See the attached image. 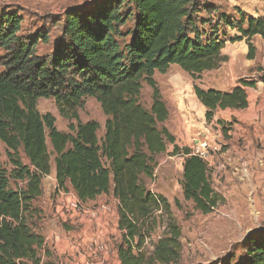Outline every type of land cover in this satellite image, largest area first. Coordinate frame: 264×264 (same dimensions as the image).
Listing matches in <instances>:
<instances>
[{"label":"trees","instance_id":"1","mask_svg":"<svg viewBox=\"0 0 264 264\" xmlns=\"http://www.w3.org/2000/svg\"><path fill=\"white\" fill-rule=\"evenodd\" d=\"M217 12L205 0H94L65 10L59 20L61 37L45 55L37 48L50 43L47 31L24 36L19 13H0V141L12 166L8 174L0 172V264H58L40 230L44 209L39 202L52 158L57 189L70 187L86 203L110 194L117 199L121 264H181L182 228L172 207L140 180L153 177L157 156L176 143L166 127L159 128L168 121L169 110L156 73L165 74L175 64L197 80L218 70L229 60L223 54L226 41L216 31L221 23L238 30L241 35L231 41H245L247 59H256L253 39L264 41V19L240 14L235 24L221 15L208 28L204 15ZM130 20L129 42L122 47L121 28ZM257 83L242 78L230 91L195 85L194 92L211 121L218 110H246L247 89ZM144 85L152 90L150 109L140 103ZM86 98L95 99L106 116L102 140L98 122L80 119ZM40 99L55 102L70 122L67 132L57 128L52 114L40 113ZM219 123L224 131L232 129ZM173 154L185 158L184 199L202 214L212 213L221 198L213 189L208 162L187 147L175 145ZM158 228L162 235L154 242ZM148 241L153 242L150 255L145 252ZM244 250L237 264H264V231L249 235Z\"/></svg>","mask_w":264,"mask_h":264},{"label":"rangeland","instance_id":"2","mask_svg":"<svg viewBox=\"0 0 264 264\" xmlns=\"http://www.w3.org/2000/svg\"><path fill=\"white\" fill-rule=\"evenodd\" d=\"M94 0H0V13L12 10L23 18L24 36L45 30L50 35V43H40V55L49 54L53 44L61 37L62 23L59 21L65 10L73 6H85ZM213 4L218 12L207 17L209 27H215L221 15H226L233 23H240V14L264 19V5L261 0H205ZM246 28L247 23L243 24ZM132 27L130 20L121 28L118 39L123 47L129 42L126 32ZM219 37L226 41L223 54L229 58L218 70L208 71L197 80L173 64L165 74L156 73L155 79L164 102L169 110V119L159 128L166 127L175 137L179 148L205 147L206 160L212 179V186L221 198L220 205L210 214L197 211L192 202L184 199L182 180L184 155H174L175 145L168 144L165 154L156 158L152 178L141 177V184L149 191L164 196L172 207V212L182 228L181 264H219L231 259L237 264L243 256L244 243L251 234L264 231V41L257 36L253 43L257 48L256 59H247L248 46L245 41L233 43L231 40L241 34L237 29L220 24ZM53 43V44H52ZM258 81L248 94L254 104L249 113L254 120L245 121L235 110H218L213 120L206 119V109L194 92L197 85L204 90L216 88L230 90L241 79ZM140 103L150 109L152 90L144 85ZM38 110L42 115L52 114L56 126L67 132L70 122L64 119L52 99H40ZM82 122L96 121L100 125L98 137L105 133L106 116L100 104L93 98H86L79 109ZM239 114L240 111L238 112ZM246 113V111H245ZM225 122L224 131L219 121ZM49 150L52 151L48 141ZM21 158L27 160L23 153ZM52 158V164H54ZM7 148L0 141V172L11 171ZM11 187L18 186L11 182ZM44 196L39 206L44 208L40 230L45 235L47 247L58 264H81L82 255L75 247L100 238L109 247L110 253L104 264H121L117 257V245L122 235L117 225L116 201L110 195H103L89 205L107 204L110 213L98 219L81 214L57 211V183L46 178L43 181ZM67 191H72L69 187ZM66 216V217H64ZM64 218V219H63ZM55 232L51 236V233ZM162 235L157 229L154 242ZM153 242L146 245L147 255L153 250ZM65 245V250L60 249Z\"/></svg>","mask_w":264,"mask_h":264},{"label":"built area","instance_id":"3","mask_svg":"<svg viewBox=\"0 0 264 264\" xmlns=\"http://www.w3.org/2000/svg\"><path fill=\"white\" fill-rule=\"evenodd\" d=\"M205 147L206 146H204L203 149L202 147L193 149L192 153L206 160ZM115 201L117 208L118 201L117 199H115ZM56 202L57 211L60 213L61 210L64 213L63 215L68 212L81 214L91 219H98L111 211L110 206L107 204L89 205L88 203L83 202L73 190H58ZM149 242L150 241H148V243ZM75 250H78L82 255L81 264H104L110 253L108 245L100 238L91 239L87 243L78 246V248L75 247Z\"/></svg>","mask_w":264,"mask_h":264},{"label":"crops","instance_id":"4","mask_svg":"<svg viewBox=\"0 0 264 264\" xmlns=\"http://www.w3.org/2000/svg\"><path fill=\"white\" fill-rule=\"evenodd\" d=\"M225 55H227L228 56V54H225ZM235 86H237V84L235 85ZM234 86V87H235ZM234 87H232L230 90H232ZM216 89V88H215ZM218 90H221V91H230V90H222V89H218ZM248 90H251V89H247V93L249 94V91ZM254 108V104L251 102V100L249 99V107L246 109V110H240V113L241 114H239L238 112L239 111H237V110H235V113H237L236 115H238V116H241L242 117V119H244L245 121H248V120H250V121H252V120H254L253 119V117H250V115H249V113L251 112V110ZM245 111H246V113H245ZM48 178H50V179H52V180H54V182H56V171H55V164H52V171H51V175L50 176H48L47 178H46V180L48 179ZM57 183V182H56ZM103 196H101V197H99V198H102ZM44 209V208H43ZM45 220H43V222H44ZM53 234H55V232H52L51 233V236L53 235ZM47 239V238H46ZM67 247L65 246V245H63V246H61L60 247V249H62V250H65Z\"/></svg>","mask_w":264,"mask_h":264}]
</instances>
